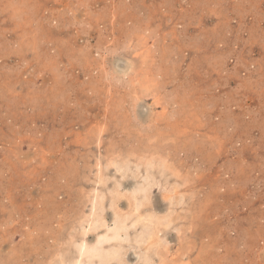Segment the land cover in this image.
I'll list each match as a JSON object with an SVG mask.
<instances>
[{
    "label": "rangeland",
    "instance_id": "rangeland-1",
    "mask_svg": "<svg viewBox=\"0 0 264 264\" xmlns=\"http://www.w3.org/2000/svg\"><path fill=\"white\" fill-rule=\"evenodd\" d=\"M144 175L126 264H264V0H0V264H72Z\"/></svg>",
    "mask_w": 264,
    "mask_h": 264
},
{
    "label": "bare ground",
    "instance_id": "bare-ground-1",
    "mask_svg": "<svg viewBox=\"0 0 264 264\" xmlns=\"http://www.w3.org/2000/svg\"><path fill=\"white\" fill-rule=\"evenodd\" d=\"M146 82H147V79H146ZM147 85H148V83H147ZM147 87H149V89L151 88L150 86H147ZM99 136H101V135H99ZM146 159L144 160V162H142L141 159L137 160V161H139V162H137L139 164L138 166H140L141 164H144V163L146 164V162H145ZM150 159H152V158H150ZM154 159H156V158H154ZM149 161H147V163H149ZM158 161H160V159ZM163 161H164V159H162V162ZM152 162L154 163L153 160H152ZM151 163H150V165H151ZM147 165H149V164H147ZM162 166H165V165H162ZM165 167L169 168V165H166ZM177 171L178 170H176V172ZM172 174H173V172H172ZM176 178L178 179L179 177H176ZM100 182H104V179L101 178ZM154 184H155L154 177L151 179L150 175H144V184L141 187L139 186V189L136 188V189L131 190V191L129 189L130 192L128 191L129 193H125L120 188H118V189L115 188V191H112V201H111V205H110V208H112L115 211L114 212L115 216H114L113 222L111 224L104 217H102L103 213H105V209L107 208L104 206V202H103L104 198L106 197V194L103 192L99 193L100 190L94 191V193L96 192V194H95V197L93 199L92 213L90 212L91 216L89 215L91 217V219H90V221H88V224L86 226L82 227L83 228V230H81L82 232H79L81 234L83 233V237H81L82 235H80V237L82 239L80 238L81 240L77 241L76 244H74L76 256H75L72 264H126L124 256L129 251L130 248H135L133 241L135 243H137L138 245H141L147 249L150 248V245H153V244H156L157 242H159L160 238H162L161 234H160L162 229H163L162 226H165L167 228V227L171 226L172 221H171V213L170 212H167L166 214H164L162 216H158L152 212H147V211L144 212V210H143V207L150 200ZM175 186L180 187V183L178 185L176 184ZM179 187H178V189H179ZM125 190L127 191L128 189H125ZM176 190H177V188H176ZM165 192H166V190H165ZM139 193H141V195H139ZM183 193H185V192H183ZM124 196L128 197V199H129L128 201L130 204V208H128L126 210L120 208V206L118 205V200H119L118 198H122ZM182 196H183V194H181L180 198ZM166 198H169V196L168 197L166 196ZM180 200L182 201V199H180ZM173 205H175V204H173ZM144 219H147V221H149V224H151L150 228L146 227L144 235H139V236H137L138 238L132 239L131 238L132 235L130 233L131 227H135V225L139 224L140 221H142ZM86 220H83V221L86 222ZM91 236H93V239L90 238ZM185 238H187V237H185ZM127 245H128V247H127ZM162 246L164 247V245H162ZM160 249H159V251H160ZM147 251H149V250H147ZM145 255H146V258H144L145 256L143 257L145 259L144 261L145 262L150 261L151 256L149 254H147V252ZM140 258H142V257H140Z\"/></svg>",
    "mask_w": 264,
    "mask_h": 264
}]
</instances>
